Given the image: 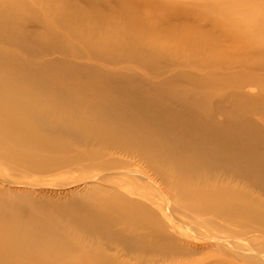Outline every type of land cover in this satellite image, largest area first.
I'll use <instances>...</instances> for the list:
<instances>
[{"label": "bare ground", "instance_id": "1", "mask_svg": "<svg viewBox=\"0 0 264 264\" xmlns=\"http://www.w3.org/2000/svg\"><path fill=\"white\" fill-rule=\"evenodd\" d=\"M72 169L0 264H264V0H0V182Z\"/></svg>", "mask_w": 264, "mask_h": 264}, {"label": "rangeland", "instance_id": "2", "mask_svg": "<svg viewBox=\"0 0 264 264\" xmlns=\"http://www.w3.org/2000/svg\"><path fill=\"white\" fill-rule=\"evenodd\" d=\"M6 172L9 173V174H12V173H14L16 171H14V170L10 171L9 170V171H6ZM43 175L44 176L39 175V177H38V175H33V176H30V177L26 178L22 182H20V181L19 182H8V181H6V183H5V181L3 180L4 184H3V182H0V188L3 187L5 189V187H6V189H8L11 186L10 189H12V190L13 189L29 190V191L35 192V194H38V193L41 194L40 192H42V194L44 193L46 196H52L53 195L52 197L56 196L55 198H58V199L64 198L63 200H68L70 198L69 196H72V193L74 194L79 189L84 188L86 184H90L92 182H97L96 179H94V180L93 179H85V176H88V173L85 172V171H82V170H75L74 171L72 169L71 171H64V172H59V173H55V174H43ZM19 176H21V175H19ZM47 177H49L50 179L47 178ZM41 178H44V180L42 179L43 180L42 181ZM54 178H55V180H54ZM81 178H83V179H81ZM0 179L2 181L1 177H0ZM51 181H53V182H51ZM62 182H64V185H63ZM104 184L112 186L114 184V182L113 181L112 182L108 181V182H104ZM137 185H138L137 183H134V186H137ZM53 192H55V193H53ZM48 193H51V194L49 195ZM68 193H69V195H67ZM59 194H60V196H59ZM151 195L152 196L155 195V192L151 193ZM67 197H69V198H67ZM197 230H198V232L195 231L194 233L196 235H194V236L196 237L197 240L200 241V243L201 242L203 243V240L205 241V239H206L205 237H207L208 235L206 234V231H203L201 229H200V231H199V229H197ZM188 232L192 233L190 231H188ZM218 234L219 235H225L226 233L224 231H220V232H218ZM214 236L217 237L218 235H214ZM206 241L209 242V243H214V241H212V240H206ZM246 245L247 244H242L241 243V244H238L237 247L240 248V249H246L248 247ZM252 247H256L257 249L260 248L259 245H254Z\"/></svg>", "mask_w": 264, "mask_h": 264}]
</instances>
